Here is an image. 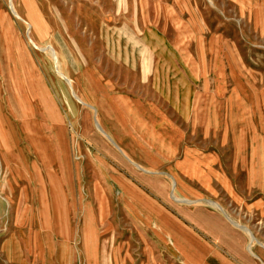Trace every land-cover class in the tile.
<instances>
[{
	"label": "rangeland",
	"instance_id": "rangeland-1",
	"mask_svg": "<svg viewBox=\"0 0 264 264\" xmlns=\"http://www.w3.org/2000/svg\"><path fill=\"white\" fill-rule=\"evenodd\" d=\"M260 254L264 0H0V264Z\"/></svg>",
	"mask_w": 264,
	"mask_h": 264
},
{
	"label": "crops",
	"instance_id": "crops-1",
	"mask_svg": "<svg viewBox=\"0 0 264 264\" xmlns=\"http://www.w3.org/2000/svg\"><path fill=\"white\" fill-rule=\"evenodd\" d=\"M49 47H53V46L49 45ZM55 51H56V50H55ZM259 258H261L262 263H264V257H263L261 254L259 255Z\"/></svg>",
	"mask_w": 264,
	"mask_h": 264
},
{
	"label": "bare ground",
	"instance_id": "bare-ground-1",
	"mask_svg": "<svg viewBox=\"0 0 264 264\" xmlns=\"http://www.w3.org/2000/svg\"><path fill=\"white\" fill-rule=\"evenodd\" d=\"M57 66H58V65H57ZM62 76H63L64 79H66V76H65V75L62 74Z\"/></svg>",
	"mask_w": 264,
	"mask_h": 264
}]
</instances>
